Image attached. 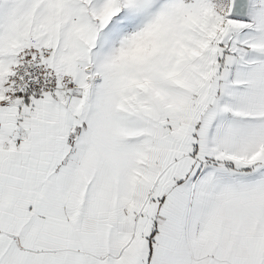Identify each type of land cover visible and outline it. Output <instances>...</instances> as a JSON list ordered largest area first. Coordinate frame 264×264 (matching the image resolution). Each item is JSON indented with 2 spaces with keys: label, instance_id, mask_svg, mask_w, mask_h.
Here are the masks:
<instances>
[{
  "label": "snow or ice",
  "instance_id": "6c2138e0",
  "mask_svg": "<svg viewBox=\"0 0 264 264\" xmlns=\"http://www.w3.org/2000/svg\"><path fill=\"white\" fill-rule=\"evenodd\" d=\"M0 264H264V0H0Z\"/></svg>",
  "mask_w": 264,
  "mask_h": 264
}]
</instances>
